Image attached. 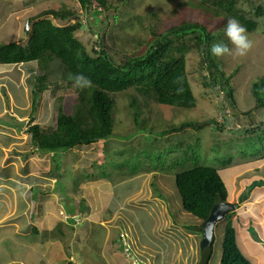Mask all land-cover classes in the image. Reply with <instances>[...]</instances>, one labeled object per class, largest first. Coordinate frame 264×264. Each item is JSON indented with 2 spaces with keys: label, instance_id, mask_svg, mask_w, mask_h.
<instances>
[{
  "label": "rangeland",
  "instance_id": "1",
  "mask_svg": "<svg viewBox=\"0 0 264 264\" xmlns=\"http://www.w3.org/2000/svg\"><path fill=\"white\" fill-rule=\"evenodd\" d=\"M190 2L191 0H129L118 8L102 10L103 42L117 62L123 61L124 55L144 54L152 38L151 31L161 33L164 25L175 21L181 15L190 13L192 11ZM237 2L238 9L247 18L257 21V28L247 32L253 47L246 56L215 57L218 66L227 75L236 72L233 79L234 105L226 100L220 81L216 84L213 82L215 79L208 77L205 81L207 85L203 86V77H206L207 70L200 67L202 48L193 46L186 56V65L191 89L196 99L194 108L184 109L161 105L152 100H141L133 90L113 93L115 135L108 139L105 145L103 142H98L61 152L53 162L50 154L40 157L33 153L30 135L27 133V140H24L26 135L22 136L25 137L22 139L25 142L20 149L11 148L8 155L3 152L6 163L11 162L12 169L8 167L6 169L7 172H11L13 179L24 182L27 178L28 185L33 186L32 190L36 189L35 177H39L37 176L39 172L45 173L48 168L45 164H50L47 170L51 168V172L58 179L55 187L52 188L54 192L59 191L57 197L54 195L55 204L61 208L63 204L70 205L69 202L74 199L77 221L67 217L70 226L68 229L71 228L69 230L71 232L66 241H69L71 236L75 238L74 244L70 241V245L72 244L71 254L77 261H85L88 264L90 262V258L85 259L82 249H77V246L84 241L94 245L96 242L104 243L105 246L102 247L104 251L100 252L102 254L104 252L103 255L109 257L112 263L113 256L126 257L118 242L122 234H126L129 239L130 233L134 232V236L139 238L141 244L148 240L147 237L152 238L154 241L150 245L156 247L163 238L166 242L169 241L167 236L175 232L178 240L165 242L162 246L180 247V244L184 243L187 245V250L180 252L177 248H173L170 255L172 264H178L181 258L182 264H195L199 258L198 243L201 233L188 227L197 228L201 222L190 218V215L181 209L174 175L148 172L141 167L142 164L147 163L146 160L159 157L156 154L162 153L163 157L171 153L173 156L181 154L180 150L171 152L165 148L177 146L182 149L193 145V153L198 156L200 165L219 169L222 180L229 190L228 201L236 205L228 219L236 228L241 251L246 257L251 258L249 260L252 264H264L262 256L259 255L260 248L264 250V195L260 194L263 196L256 201H250L252 198L249 197L251 193L257 195L264 190V161H257L264 152V107L255 108L257 100L251 93L252 80L264 76V14L259 17L256 14L258 7L264 10V0H237ZM49 9L77 11V20L85 26L75 32L76 36L88 48L95 37L98 43L101 42L102 33L100 36L94 34L99 29L93 16L94 9L83 10L77 0H0V44L25 41L30 18H35ZM43 18H50L54 23H58L51 15ZM225 26L221 28L219 43L228 44L231 48L232 45L224 33ZM61 69L59 61L52 62L47 77L49 87L47 86L46 90L37 97L35 122L42 126H54L59 105L63 104L67 111L72 108V97H69L63 89ZM38 73L40 75L42 71L39 70ZM31 80L28 81L33 84L34 78ZM133 96L141 104L140 120L144 127L140 126V128L146 127L144 133L139 129L141 123L135 124L132 118L130 103L133 102ZM188 121L206 122V124L198 130L184 129L170 132L172 127ZM28 127L26 124L25 129ZM22 128L24 129V126ZM26 141L28 144L25 145ZM167 151L169 153H166ZM93 162H96L97 166H93ZM255 164V169H245ZM29 170H32V173ZM136 170L137 172L134 173L133 171ZM238 172L240 174L235 176L234 174ZM103 173L107 176H103ZM261 181L263 186L259 187ZM254 182L257 183L251 191L245 188L246 185L249 187ZM42 184L45 187L42 188L44 191L46 188L51 190L49 186L52 187V184L48 181ZM10 186L0 185V189H9ZM14 191L13 194H8L5 201L6 205H12V209L15 210L19 208L20 202L17 200L16 190ZM241 192L246 193L248 197L244 202L238 199ZM33 194H35L33 201L28 198L30 205L45 195L34 190L31 192V197ZM91 198L94 201H91ZM38 203L39 201L37 205ZM79 205L91 209L81 213ZM226 222L227 220H222L215 227L216 240L209 264H218L216 260L220 259L221 255L219 235ZM168 226L172 227L171 231ZM47 234L45 233L44 237H47ZM149 242L150 240L147 243ZM257 244L261 247L259 248ZM131 249L135 250L134 247ZM158 250L161 252V247ZM177 251L181 253L180 257ZM15 253L17 252L12 251V254ZM32 254L30 262L38 264L36 254L34 252ZM87 254L93 259L97 258V255L94 258L90 252ZM62 261L60 259L53 264H61Z\"/></svg>",
  "mask_w": 264,
  "mask_h": 264
},
{
  "label": "trees",
  "instance_id": "2",
  "mask_svg": "<svg viewBox=\"0 0 264 264\" xmlns=\"http://www.w3.org/2000/svg\"><path fill=\"white\" fill-rule=\"evenodd\" d=\"M128 1L77 0L83 10L94 9L93 16L99 28L94 34L100 36L102 33L101 42L98 43L95 37L89 48L75 34L81 27V23L77 20L78 12L55 9L46 10L35 18H30L25 41L0 44V64L35 61L40 72L42 71V74L36 77L33 88V112L36 111L38 95L47 87V77L53 61L60 62L63 89L69 97H72L70 111L65 110L63 104L59 105L54 126H42L36 123L28 127L27 132L30 135L34 154L40 157L52 154L53 161H56L57 154L61 152L98 142H103L105 145L107 140L115 135L113 93L133 90L141 100H152L161 105L184 109L194 108L196 99L191 89L186 65V56L193 46L202 48L200 67L207 70L206 77H203V86L207 85L205 81L208 77L215 79L214 83L220 81L226 100L234 105L233 79L236 72L227 75L218 66L210 48L214 43H219L221 28L230 18H236L247 32L256 30L257 21L247 18L238 9L237 0H191L190 13L181 15L175 21L164 25L161 33L151 31L152 38L144 54L124 55L123 61L117 62L103 42L104 25L101 23V12L118 8ZM256 14L259 17L264 14V10L258 7ZM48 15L58 23H54L50 18H43ZM70 74L86 76L91 80L92 86L83 90L74 87L73 81L69 79ZM251 93L257 100L255 108L264 107V76L252 80ZM133 97L130 108L133 111L134 123L137 124V122L141 123V104L135 96ZM204 124L206 122L188 121L172 127L170 132L184 129L198 130ZM140 126L144 127L143 123L139 124V129L144 133L146 127L140 128ZM192 147L193 145L182 149L177 146L165 148L171 152L180 150L181 154L173 156L171 153L167 157H163L162 153L156 154L159 157L146 160L147 163L142 164L141 167L148 172L174 175L182 208L199 220L205 221L218 198L228 201L229 190L222 180L219 169L200 165ZM259 160L264 161V152ZM56 164L58 165L57 162ZM92 165L97 166L96 162ZM103 176L107 174L103 173ZM256 183H252L246 189L251 191ZM262 186L261 181L259 187ZM246 197V193H241L239 201L244 202L248 198ZM90 200L94 201L92 198ZM79 206L81 213L91 209L84 208V205ZM228 217L229 214L225 217L227 222L220 239V264H252L239 248L235 227ZM188 228L193 231L197 229Z\"/></svg>",
  "mask_w": 264,
  "mask_h": 264
},
{
  "label": "crops",
  "instance_id": "3",
  "mask_svg": "<svg viewBox=\"0 0 264 264\" xmlns=\"http://www.w3.org/2000/svg\"><path fill=\"white\" fill-rule=\"evenodd\" d=\"M38 72L39 68L35 61L19 64H0V185H11L9 189H0V264H11L14 262L32 264L30 258H32L33 252L36 254L38 264H53L60 259L63 260L61 264H88L85 261H77L75 256L71 254V247L72 244H74L75 238L71 236L70 240L66 241V239L70 237L69 232H71L69 231L71 228L68 229L70 226L66 219L75 214L74 199L69 202L70 205L63 204L61 208H58V204H55L54 199L57 197L56 194L59 193V191L55 190L54 192L52 188L55 187L54 185L58 179L55 174L51 172V168L47 170L50 164H45L48 167L45 173L40 174L39 172L37 175L39 177H35L37 180L34 188L36 189H33L34 192H43L45 195L35 201L33 205H30L28 198L30 201H33V198H35V194L31 197L33 186L31 187L30 185L32 184L28 185L27 178H25L26 180L24 182L13 179L11 177V172H7L6 169L7 167L8 169H12L10 165L11 162L7 164L3 159L5 158V156L3 157L4 153L8 155L10 153L8 151H10L11 148L20 149L21 145L25 142L24 140H27L28 132H26V130L28 128L25 129V125L28 124V126H30L31 124H36L35 112L32 111V96L35 82L31 84L28 80H33L34 78L35 81V77L39 76ZM47 86L49 87L48 84ZM23 126L24 129L22 128ZM21 131L25 132V134ZM23 135H26V139L22 141V139L25 138L22 137ZM27 142L28 141H26L25 145L28 144ZM50 155L52 156V154ZM257 161L259 162V159ZM255 166L256 164L250 167L248 166L245 169H255ZM29 172L32 173V170H29ZM239 174L240 172L234 175L238 176ZM46 181L52 184V187L49 186L51 190L46 188V191H44V189H42L45 188L42 183ZM251 181H254V179H251ZM39 185L42 187L40 188ZM246 187L248 186L246 185L245 188ZM14 190H16V195H18L17 200L20 202L19 208L15 210L12 209V205H6L5 201L8 194H13V192H15ZM262 193L264 195V190L257 195L251 193L249 197H251L252 200L250 201L260 199L261 196H263L260 195ZM68 194L71 195L70 193ZM38 201L39 203L37 205ZM168 227L169 231H171L170 229H172V227ZM45 233H48L47 237H44ZM53 233L55 236H53ZM174 233L175 232H172L167 236L169 241L166 242L165 238H163L164 241L162 240V242H159V245L156 247L150 245V243L154 241L152 238L147 237L148 240L141 244L139 238L134 236V232L130 233V241L135 248V260L121 255L116 258L113 256L112 260L114 261L111 263L109 257H105V255H103L104 252L103 254L101 253L104 251L102 247L105 246L104 243L101 242H96L94 245L93 243L91 244V242L84 241L77 246V249H82V253L84 252L86 256L85 259L90 258L89 264H172L173 260L170 255L173 248H177L180 252L187 250V245L184 243H181L180 247L166 248L162 246L165 245V242H175L176 239L178 240V235ZM34 235L36 236L34 237ZM95 240L97 239L95 238ZM149 240L150 242L147 243ZM70 241H72L71 245ZM86 243L87 246H85ZM147 245H149L150 248L147 247ZM257 246L259 248L261 247L259 244H257ZM160 247L161 252L158 250ZM12 251H16L17 253L12 254ZM88 252H90L93 257L97 255L98 259L91 258L87 254ZM180 252L177 251L176 253L179 254ZM259 255L262 256L264 260V250L262 247L260 248ZM180 256L181 253L179 254V257ZM249 259L251 258L249 257ZM182 263L181 258L178 264ZM195 264H197V261Z\"/></svg>",
  "mask_w": 264,
  "mask_h": 264
},
{
  "label": "clouds",
  "instance_id": "4",
  "mask_svg": "<svg viewBox=\"0 0 264 264\" xmlns=\"http://www.w3.org/2000/svg\"><path fill=\"white\" fill-rule=\"evenodd\" d=\"M225 35H226L229 43L232 45V47L230 48L228 46V44H225V43H222V42L221 43H214L211 46L210 51H211L212 55H214L215 57L220 58V57H223L225 55H231V56H235V57H243V56H246L249 53V51L252 49V47H253V42H252L251 39H249V36L247 34L246 28L243 25H241L240 22L236 18H230L227 21V24L225 26ZM69 79L73 81V86L74 87L82 89V90L86 89V88H90L92 86L91 80L88 79L86 76H84L82 74H78V75H75V76L70 74L69 75ZM180 201H181V199H180ZM225 202L231 203L229 201H225ZM234 206L236 208L235 204H234ZM181 209L186 214L190 215V218L192 217L194 219L199 220L198 218H196L192 214L186 212L182 208V206H181ZM231 212L227 213L226 215L230 214ZM75 214L72 217H70V218L73 219V220H76V218H75L76 215ZM226 215H225V217H226ZM225 217L223 218V220H225ZM199 221L201 222V225L204 223V221H202V220H199ZM220 222H218V223H220ZM201 225H199L197 227L196 231H198V228ZM216 225H215V227H216ZM198 232L201 233L200 231H198ZM222 235H223V231L219 235L220 239H221ZM201 237H202V233H201ZM215 237H216V235H215V228H214V242L216 240ZM200 240L201 239L199 238V243H200ZM118 242H119V246L121 248H123L122 250H123V253L126 254V257L132 258L133 260H135L136 255L134 254V251L131 249V247H133V245L131 244L130 238L127 239L126 234H122L118 238ZM214 242H213V245H214ZM199 243H198L199 258H198L197 264L199 263L200 257H201ZM213 245H212L211 256L213 254ZM211 256H210V259H211ZM220 258H221V255H220ZM210 259H209V261H210ZM217 263L220 264V259L217 260ZM208 264H209V262H208Z\"/></svg>",
  "mask_w": 264,
  "mask_h": 264
},
{
  "label": "water",
  "instance_id": "5",
  "mask_svg": "<svg viewBox=\"0 0 264 264\" xmlns=\"http://www.w3.org/2000/svg\"><path fill=\"white\" fill-rule=\"evenodd\" d=\"M85 25H81L84 28ZM235 208L234 204L227 203L221 198H218L216 203L213 205L207 219L198 228V231L202 233V237L199 243L200 246V261L198 264H208L211 253L212 245L214 242V228L215 225L223 220L225 215Z\"/></svg>",
  "mask_w": 264,
  "mask_h": 264
},
{
  "label": "bare ground",
  "instance_id": "6",
  "mask_svg": "<svg viewBox=\"0 0 264 264\" xmlns=\"http://www.w3.org/2000/svg\"><path fill=\"white\" fill-rule=\"evenodd\" d=\"M165 181H166V180H165ZM164 183H165V182H164ZM164 183H163V184H164ZM160 185H161V184H160ZM165 186H166V185H165ZM170 190H171V189H170ZM174 194H175V193H174ZM171 195H172V194H171ZM169 198H170V196H169ZM172 198H174V197H172ZM172 200H173V199H172ZM177 201H179V200L177 199ZM176 204H177V203H176ZM179 204H180V203H179ZM175 206H176V205H175ZM180 206H181V205H180ZM172 207H173V206H172ZM179 212H180V211H179ZM221 228H222V227H221ZM218 231H219V230H218ZM220 231H222V230H220ZM216 261H217V260H216ZM216 261H215V262H216Z\"/></svg>",
  "mask_w": 264,
  "mask_h": 264
}]
</instances>
